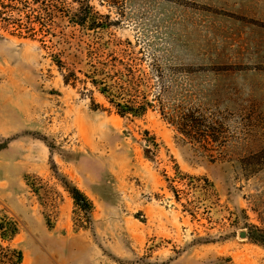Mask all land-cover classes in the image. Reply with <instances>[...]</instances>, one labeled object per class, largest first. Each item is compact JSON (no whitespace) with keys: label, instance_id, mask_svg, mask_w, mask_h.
I'll return each instance as SVG.
<instances>
[{"label":"rangeland","instance_id":"1","mask_svg":"<svg viewBox=\"0 0 264 264\" xmlns=\"http://www.w3.org/2000/svg\"><path fill=\"white\" fill-rule=\"evenodd\" d=\"M29 1L47 27L0 19V218L19 227L0 243L21 264H264V0ZM89 6L101 27L70 23ZM124 52L155 91L141 117L84 73Z\"/></svg>","mask_w":264,"mask_h":264},{"label":"trees","instance_id":"2","mask_svg":"<svg viewBox=\"0 0 264 264\" xmlns=\"http://www.w3.org/2000/svg\"><path fill=\"white\" fill-rule=\"evenodd\" d=\"M31 3L32 2L29 0H7V2H5V0H0V6L9 10V15L4 16L5 11L0 9V19L5 21L9 26L18 27L17 29H21V32L25 29L24 31L26 34H35L36 28L33 23H40L42 26H45L49 19L51 20L53 14L50 2H45V7L43 9L45 12H40L36 8H33ZM88 8V12L79 10L71 13L68 10L70 23L88 29H97L101 27L103 23L96 19V16H98L97 12H95L91 6ZM23 13L28 20V25L26 26H20L19 17H21ZM123 55H126V53L124 52L121 56L115 54L110 57L100 56L98 59L91 60L89 64L92 70L84 73L90 79L91 84L105 96L118 114L121 116L132 115L141 117L146 114L149 109L154 107L153 99L150 98V94H155V91L151 86V82H136L137 80H135L136 77L132 66L129 60H126L128 56ZM54 57L61 69L66 68L67 71H69L68 75L65 76V80H69L71 75H77L76 70L69 67L67 62H65L60 55L55 54ZM111 78L113 80H111ZM58 176L60 177L63 188L72 197L75 207L86 214V217H89L93 210L92 200L81 188L72 183L66 176ZM180 176H183V179L187 177L191 178V176H184L183 172ZM34 178H38V176H26L27 183L36 193H39V188L36 186ZM206 180L209 182L207 178ZM59 199L62 200V196H59ZM47 223L50 227L53 226L50 215H47ZM80 227H85V225L82 224ZM18 232V224L13 218H10L8 215L0 218V236L3 240H12ZM248 238L252 242L264 247V229L256 226L252 227L248 233ZM2 253L4 255H9L8 264H21L23 261V252L21 250L10 248L0 243V261L4 259Z\"/></svg>","mask_w":264,"mask_h":264},{"label":"water","instance_id":"3","mask_svg":"<svg viewBox=\"0 0 264 264\" xmlns=\"http://www.w3.org/2000/svg\"><path fill=\"white\" fill-rule=\"evenodd\" d=\"M240 235H241L242 237H246V236H247V232L243 230V231H241Z\"/></svg>","mask_w":264,"mask_h":264}]
</instances>
